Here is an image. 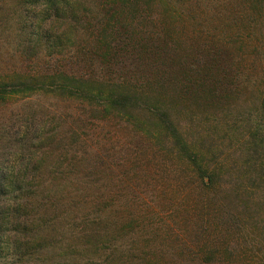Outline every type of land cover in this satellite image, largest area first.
Instances as JSON below:
<instances>
[{"label":"rangeland","instance_id":"rangeland-1","mask_svg":"<svg viewBox=\"0 0 264 264\" xmlns=\"http://www.w3.org/2000/svg\"><path fill=\"white\" fill-rule=\"evenodd\" d=\"M105 2L87 0L92 11L74 39L43 45L32 61L14 21L0 20V78H37L34 70L57 65L120 82L123 68L143 107L167 114L162 123L143 109L107 113L94 104L93 111L87 99L57 89L58 78L35 80L43 89L30 97L0 99L1 125L26 109L47 130L59 126L68 147L72 130L85 140L71 143L76 152L65 162L79 156L93 173H70L64 191L43 194L60 207L47 213L59 217L56 245L40 257L52 264H264V0H133L138 11L126 35L122 29L113 40L117 60L101 75L108 68L95 59L104 51L93 40L99 13L113 6ZM152 45L161 49L159 62ZM206 172L211 189L201 181ZM196 213L207 215L202 221Z\"/></svg>","mask_w":264,"mask_h":264},{"label":"trees","instance_id":"trees-1","mask_svg":"<svg viewBox=\"0 0 264 264\" xmlns=\"http://www.w3.org/2000/svg\"><path fill=\"white\" fill-rule=\"evenodd\" d=\"M86 1L0 0V20L14 21L17 26L16 30L22 35V39L19 41L21 52L27 59L26 61H32V59L40 57L42 47L54 49L67 45L68 40L74 36V29L81 30L80 23L84 13L92 11L83 6ZM6 2H8L7 8ZM105 5L113 6L109 11L99 13L103 17L97 20L101 24L96 26L97 38L93 40L97 48L104 51L101 55L97 51L94 54L95 59L99 60L103 70L108 68L101 75L107 74L117 60V56L114 57L116 49L112 44L113 40L116 37H123L121 36L122 29L126 35L128 21L138 11V3L133 4V0H113L111 3L108 0ZM114 6L115 9L111 12ZM5 11H7L6 15L3 14ZM9 14L14 17L11 18ZM104 18L111 21L107 22ZM108 30L110 33L107 32ZM101 36L105 38L100 39ZM110 37L113 38L112 41ZM150 50L159 62L161 49L158 45H152ZM157 62L150 65H155V71L158 74ZM56 66L34 70V73L38 75L37 78L28 73L10 74L0 78V99L3 98L2 101L8 102L13 96L20 93H23V96H28L34 89H43V86L34 87L35 80L58 78V81L53 82L57 89L67 93L71 97L70 99L74 97L85 98L81 100L87 99L88 105H92L93 111L94 104L101 106L103 111H108L107 113L117 110L128 114L130 111L134 112L135 109H143L146 110V113L159 115L160 121L167 123L166 113L160 112L158 109L152 110L150 106L143 107L142 102L138 99L141 94L134 84H129L128 73L125 69L121 68L122 73L127 74L125 79L115 82L114 77L108 79L106 76V78L102 76L98 79H91L90 75L65 68L58 69ZM94 114L93 112L91 117L96 119ZM23 115V117L12 119L13 112H11L12 124H0V264H48L52 260L40 256L43 255L42 253L49 252L46 251L47 248L56 245L55 225L59 223V217L52 219L47 217V213L51 209L56 212V208L60 206L55 202L47 203L43 194L47 191L48 195H51L50 197H54L58 191H64L62 183L71 176L70 173L93 172L87 170L84 172V162L79 159V156H74L65 162L72 148L76 152L71 143L85 142V140H81L77 132L71 131L73 139L69 140L71 141L70 148L67 143H64L66 137L59 126H52L47 130V127L43 126L46 125L43 123L45 121L37 119L35 113L31 111L28 113L24 109ZM21 117L22 123H18L17 120ZM87 119L85 122L83 121V127H90V122ZM53 123L54 120L47 124L53 125ZM15 125L17 128L13 132L8 130L14 128ZM86 151L87 148L84 149L85 153ZM138 155L140 152L137 157ZM92 167L96 169L95 165ZM206 178L208 180H205ZM201 181L206 188L211 189L214 177L211 172H206L201 176ZM61 214L60 212L59 216ZM197 215L198 213L195 217L203 221L207 214ZM140 235H135L136 237L129 244L134 243ZM132 248L131 246L130 249ZM200 250L206 251V248Z\"/></svg>","mask_w":264,"mask_h":264}]
</instances>
